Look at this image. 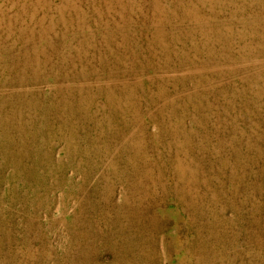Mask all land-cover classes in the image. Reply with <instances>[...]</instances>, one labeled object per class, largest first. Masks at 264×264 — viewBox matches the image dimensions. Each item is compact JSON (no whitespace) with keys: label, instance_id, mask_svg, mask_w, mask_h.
I'll return each instance as SVG.
<instances>
[{"label":"rangeland","instance_id":"obj_1","mask_svg":"<svg viewBox=\"0 0 264 264\" xmlns=\"http://www.w3.org/2000/svg\"><path fill=\"white\" fill-rule=\"evenodd\" d=\"M0 264H264V0H0Z\"/></svg>","mask_w":264,"mask_h":264}]
</instances>
